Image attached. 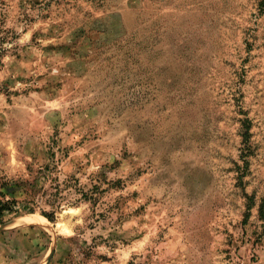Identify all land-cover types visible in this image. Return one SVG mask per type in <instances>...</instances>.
<instances>
[{
  "label": "rangeland",
  "instance_id": "1",
  "mask_svg": "<svg viewBox=\"0 0 264 264\" xmlns=\"http://www.w3.org/2000/svg\"><path fill=\"white\" fill-rule=\"evenodd\" d=\"M4 180L0 264H264V0H0Z\"/></svg>",
  "mask_w": 264,
  "mask_h": 264
},
{
  "label": "trees",
  "instance_id": "2",
  "mask_svg": "<svg viewBox=\"0 0 264 264\" xmlns=\"http://www.w3.org/2000/svg\"><path fill=\"white\" fill-rule=\"evenodd\" d=\"M37 180H22L9 182L4 180L0 183V225L4 224L5 217L10 214H17L21 210L25 213H35L37 207ZM20 195L19 198L16 197ZM43 216L53 219L52 215L42 213Z\"/></svg>",
  "mask_w": 264,
  "mask_h": 264
}]
</instances>
